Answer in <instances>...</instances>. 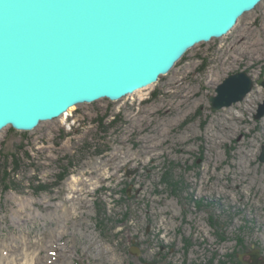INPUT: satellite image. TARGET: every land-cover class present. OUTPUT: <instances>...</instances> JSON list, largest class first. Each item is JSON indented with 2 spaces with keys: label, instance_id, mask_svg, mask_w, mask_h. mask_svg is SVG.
Masks as SVG:
<instances>
[{
  "label": "rangeland",
  "instance_id": "1",
  "mask_svg": "<svg viewBox=\"0 0 264 264\" xmlns=\"http://www.w3.org/2000/svg\"><path fill=\"white\" fill-rule=\"evenodd\" d=\"M240 72L254 79L252 92L213 110L217 87ZM262 78L264 1L141 94L0 132V254L27 242L37 264L264 258Z\"/></svg>",
  "mask_w": 264,
  "mask_h": 264
},
{
  "label": "water",
  "instance_id": "2",
  "mask_svg": "<svg viewBox=\"0 0 264 264\" xmlns=\"http://www.w3.org/2000/svg\"><path fill=\"white\" fill-rule=\"evenodd\" d=\"M263 1L0 0V132H31L72 107L117 102L154 85ZM254 86L246 72L230 75L210 97L212 109L242 102ZM263 117L264 104L255 118ZM240 261L264 264L259 250Z\"/></svg>",
  "mask_w": 264,
  "mask_h": 264
},
{
  "label": "bare ground",
  "instance_id": "3",
  "mask_svg": "<svg viewBox=\"0 0 264 264\" xmlns=\"http://www.w3.org/2000/svg\"><path fill=\"white\" fill-rule=\"evenodd\" d=\"M148 88H150V86L147 88L140 89V90L136 91L134 94H141ZM73 110H74V107L70 108L67 113H65L64 115H62L61 117H59L57 119L62 120V121L63 120L66 121L68 116L73 112ZM24 243H25L24 249H22V250L18 249L19 246L17 245V242L15 245H11V247H10L11 251L8 254H5V248H2L1 254H0V264H37V262L43 263L42 256L40 254H36V253L32 252V245L28 244L27 242H24ZM18 244H19V242H18ZM30 252L33 253L32 258H29L31 256V255L29 256Z\"/></svg>",
  "mask_w": 264,
  "mask_h": 264
},
{
  "label": "trees",
  "instance_id": "4",
  "mask_svg": "<svg viewBox=\"0 0 264 264\" xmlns=\"http://www.w3.org/2000/svg\"><path fill=\"white\" fill-rule=\"evenodd\" d=\"M102 127H104L105 128V126L103 125V123H101L100 124ZM10 130H14L13 128H10ZM13 156V155H12ZM14 157V159H16V156H13ZM9 159V158H8ZM9 174H6L5 173V175L2 177V182H5L6 183V181L5 180H7V178L9 177L8 176ZM10 187L8 186V187H6V189L8 190ZM239 261V260H238Z\"/></svg>",
  "mask_w": 264,
  "mask_h": 264
},
{
  "label": "flooded vegetation",
  "instance_id": "5",
  "mask_svg": "<svg viewBox=\"0 0 264 264\" xmlns=\"http://www.w3.org/2000/svg\"><path fill=\"white\" fill-rule=\"evenodd\" d=\"M254 89V88H253Z\"/></svg>",
  "mask_w": 264,
  "mask_h": 264
}]
</instances>
